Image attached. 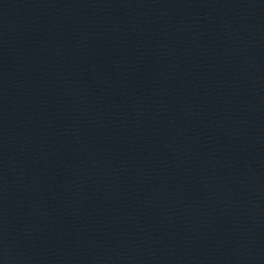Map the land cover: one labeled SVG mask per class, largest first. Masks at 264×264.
I'll list each match as a JSON object with an SVG mask.
<instances>
[{
    "label": "water",
    "instance_id": "obj_1",
    "mask_svg": "<svg viewBox=\"0 0 264 264\" xmlns=\"http://www.w3.org/2000/svg\"><path fill=\"white\" fill-rule=\"evenodd\" d=\"M0 264H264V0H0Z\"/></svg>",
    "mask_w": 264,
    "mask_h": 264
}]
</instances>
